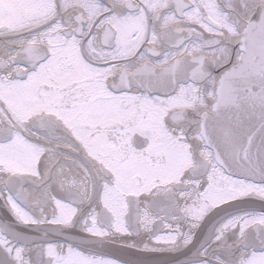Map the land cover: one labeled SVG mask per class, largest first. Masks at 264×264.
Here are the masks:
<instances>
[{
    "label": "snow or ice",
    "instance_id": "snow-or-ice-1",
    "mask_svg": "<svg viewBox=\"0 0 264 264\" xmlns=\"http://www.w3.org/2000/svg\"><path fill=\"white\" fill-rule=\"evenodd\" d=\"M0 264H264V0H0Z\"/></svg>",
    "mask_w": 264,
    "mask_h": 264
}]
</instances>
